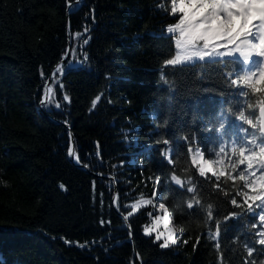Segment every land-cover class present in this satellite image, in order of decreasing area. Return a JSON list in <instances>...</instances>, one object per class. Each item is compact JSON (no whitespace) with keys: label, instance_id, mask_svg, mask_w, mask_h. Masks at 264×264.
<instances>
[{"label":"trees","instance_id":"1","mask_svg":"<svg viewBox=\"0 0 264 264\" xmlns=\"http://www.w3.org/2000/svg\"><path fill=\"white\" fill-rule=\"evenodd\" d=\"M78 1L0 0V264H138L136 252L143 264H264L261 209L234 207L232 182L220 178L226 196L211 174L199 177L187 151L191 144L207 152L220 114L238 120L237 107H247L230 85L239 65H167L177 35L167 27L179 16L171 0ZM68 33L71 57L43 110L72 127L80 164L92 174L70 162L69 131L41 108ZM157 178L156 207L128 215L152 198ZM114 184L134 243L114 209ZM158 202L183 228L167 248L144 234Z\"/></svg>","mask_w":264,"mask_h":264},{"label":"snow or ice","instance_id":"2","mask_svg":"<svg viewBox=\"0 0 264 264\" xmlns=\"http://www.w3.org/2000/svg\"><path fill=\"white\" fill-rule=\"evenodd\" d=\"M177 13V21L167 27L168 33L177 34L175 57L167 59L166 64L206 61L213 65H239V69L234 67L229 73L233 77L230 85L239 90L234 95L248 98L244 110L239 107L236 109V119L241 122L237 130L227 132L223 123L220 126L222 131L219 143L230 144L231 150L219 146L218 151L208 149L205 152L202 145L193 147L190 144L187 151L191 154V167L196 169L199 177L207 179L209 174L215 177V187L224 191L226 196L229 192L221 188L220 178L224 177L225 183L231 181L235 188L231 204L236 208L247 205L248 210L253 212V205L260 208L261 212L257 215L261 224H264V0H171V14L175 16ZM56 71L61 72L62 69L57 68ZM47 91L51 93L52 89ZM253 96L256 97L255 105L251 101ZM45 99L50 102L47 96ZM64 99L67 100L68 97L65 96ZM100 99L98 95L93 100V108ZM236 103L240 105L241 102L238 100ZM56 107L60 105L57 103ZM221 120L226 122L224 114L221 115ZM164 142L168 143L167 140ZM68 155L81 163L74 148L68 149ZM169 162L172 163L171 156ZM171 180L184 186L185 182L176 175H172ZM156 183L157 189L152 198L132 204L128 215L138 211L141 206L156 207L155 197L163 187L159 178ZM187 184V192L195 193L196 185L193 181L188 179ZM237 196L243 197L242 204L237 201ZM195 202L200 203L199 200ZM193 206V202L187 203L188 209ZM158 211L160 214L152 218L151 224L145 225L144 234L152 236L155 233L156 241L163 240L160 247L167 248L178 243L176 233L182 232L183 228L173 226L170 209L165 203L158 202ZM207 212L211 219V205ZM235 215L236 213H232L228 218ZM124 218L127 219L128 216ZM218 234L217 224L216 235ZM258 235L259 243L264 245V229Z\"/></svg>","mask_w":264,"mask_h":264},{"label":"water","instance_id":"3","mask_svg":"<svg viewBox=\"0 0 264 264\" xmlns=\"http://www.w3.org/2000/svg\"><path fill=\"white\" fill-rule=\"evenodd\" d=\"M83 2H84L83 0H79V1H78V4H82ZM67 37H68V41H69V48H68V50H67L66 56H65L64 60H63L59 65H57V66L55 67V69L53 70V73H52V75L50 76V78H49V80H48V83H47V90H48V89H52V92H51V93H48V91H47V93H46V95H45V98H46V96H47V97L49 98L50 101H51V98H52V95H53L52 80H53V77L56 75V73H58V72L56 71V69H57V68H61V69H63V68L66 66V64L68 63V61H69V59H70V57H71V50H72V47H71V44H70V36H69V33L67 34ZM48 103H49L48 100L44 99V101H43L42 104H41V108H42V110H43V107H44L45 105H47ZM43 111H44V110H43ZM44 113H45V111H44ZM45 114H46V115L48 116V118H49L50 120H52V122H54L55 124H57V125H63L64 127L67 128V130H68L69 133H70V144H71V148H74V149H75V137H74V134H73V132H72V127L69 126V125H65V124L59 123V122L55 121V120H54L49 114H47V113H45ZM70 162H71L72 164H74L76 167L80 168V169H81L82 171H84L85 173H87V174H92L91 171H90L88 168H86L85 166L81 165L80 163H77V161H76V159H75L74 157H71V156H70ZM93 175H94V174H93ZM94 176L97 177V175H94ZM100 178H105V179H108V180L114 181V179L111 178V177H109V176H103V175H102V176H100ZM114 189H115V196H114V200H113L114 209L116 210L117 214L121 217L122 221L124 222V224H125L126 227H127V230L129 231V234H130V242L134 243V241H133V237H134V236H133V232H132V230H131V228H130V226H129V221H128V219H125V218H124L125 216H124L121 212H119L118 207H117V203H118V187H117L116 184H114ZM136 256H137L138 264H143V263L141 262V260H140L139 255H138L137 252H136Z\"/></svg>","mask_w":264,"mask_h":264},{"label":"bare ground","instance_id":"4","mask_svg":"<svg viewBox=\"0 0 264 264\" xmlns=\"http://www.w3.org/2000/svg\"><path fill=\"white\" fill-rule=\"evenodd\" d=\"M84 1V0H83ZM78 3V2H77ZM82 165V164H81ZM84 166V165H83Z\"/></svg>","mask_w":264,"mask_h":264}]
</instances>
